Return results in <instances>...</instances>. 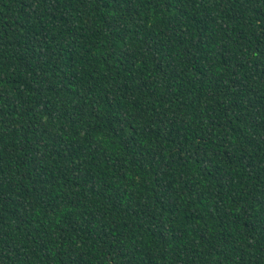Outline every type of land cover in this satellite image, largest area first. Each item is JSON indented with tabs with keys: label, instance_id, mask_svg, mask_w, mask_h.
<instances>
[{
	"label": "trees",
	"instance_id": "1",
	"mask_svg": "<svg viewBox=\"0 0 264 264\" xmlns=\"http://www.w3.org/2000/svg\"><path fill=\"white\" fill-rule=\"evenodd\" d=\"M0 264H264V0H0Z\"/></svg>",
	"mask_w": 264,
	"mask_h": 264
}]
</instances>
